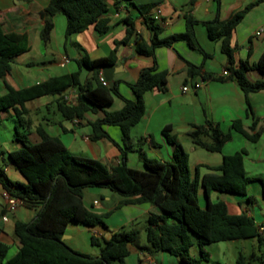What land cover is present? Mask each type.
I'll return each instance as SVG.
<instances>
[{
    "label": "trees",
    "instance_id": "obj_1",
    "mask_svg": "<svg viewBox=\"0 0 264 264\" xmlns=\"http://www.w3.org/2000/svg\"><path fill=\"white\" fill-rule=\"evenodd\" d=\"M109 0H49L41 13L43 27L39 37L42 43L50 39L53 28L52 18L61 14L66 18L65 38L81 33L87 29L102 36L110 29V19L106 17ZM217 11L219 0H215ZM194 0H191V5ZM262 2L257 0L244 9L234 13L227 20L218 17L205 22L208 38L220 42L222 53L227 56L229 66L225 80L234 81L246 98V112L251 113L247 99L250 93L264 91V48L258 60L248 65L241 62L238 68H232V50L230 38L236 26L241 22L248 10ZM123 3L132 4L131 0H113V7L119 8ZM138 13L144 16L153 36L149 44L139 41L135 45L137 54L154 57L159 47H168L173 42L183 40L191 48L208 58L200 48L193 27L197 22L190 16L185 17V31L169 37L158 39L160 28L154 19L146 14L151 5H134ZM130 27L125 37L114 42V48L105 57L90 60L86 55L76 60L79 67L90 72V81L81 84L79 71L50 78L29 88L14 89L4 82V77L10 72L14 59L29 49L28 37L25 33L5 32L0 24V79L6 89L0 95V113H11L21 131L15 127L14 141L19 148L6 153L7 161L12 164L23 177L24 183L9 180L0 166V185L12 197L19 199L22 206L35 211L34 218L28 222H15L13 236L18 243L15 253L8 257L11 245L0 238V264H124L128 257V247H138L140 230L131 229L112 233L109 238L98 239L90 237V244L98 247L97 255L82 254L69 248L61 239L69 222L87 227L105 226L104 216L96 214L87 208L82 200L85 188H104L123 197L122 204H150L159 210V214L150 215L146 220L145 240L153 252H165L179 260V264H201L208 260V254L203 246L227 241L256 239L260 247L263 239L252 216L245 213L230 214L227 205L217 200L212 202L210 192L226 193L243 197L247 203L252 198L246 196V187L253 180L243 175L240 170V154L236 153L230 159H224L216 167L204 166L209 172L198 176L197 170L190 176L187 154L182 146L169 136L170 126L162 129L166 140L173 145L171 160L163 163L146 158L138 151V157L144 169L139 171L127 165L126 150L122 148L118 163L107 168L98 160L71 154L54 136L48 135L42 127L35 129L38 142L28 139L30 121L27 118L25 103L47 95L58 96L57 110L63 118L82 119L86 112H101L102 116L93 121L91 140L110 139L104 131V126H117L122 133V139L129 141V128L141 119L144 107L142 95L153 89L164 90L165 73L157 72L155 64L140 71L136 82L128 84L135 94V100L120 97L117 83L103 86L99 81L101 70L111 67L116 62V47L126 44L132 37ZM189 75L199 74L201 67L187 63ZM256 71L261 78L250 81L246 72ZM203 79L223 80L212 74H202ZM73 88L78 93V101L74 106L66 105L61 98L62 93ZM113 97L123 100V106L117 111H105L112 103ZM231 129L249 142L255 143L260 132L248 133L239 120L230 123ZM254 130V125L250 127ZM191 143L207 152L218 153L229 141L230 135L223 133L209 121L203 126H192L187 132ZM234 167H237L234 169ZM260 181V180H259ZM261 190L264 197V184ZM203 191L204 204L198 205L199 189ZM1 234V231H0ZM196 245L200 257L193 258L189 249ZM252 255L249 261L242 255L236 258V264H251L262 259Z\"/></svg>",
    "mask_w": 264,
    "mask_h": 264
},
{
    "label": "crops",
    "instance_id": "obj_2",
    "mask_svg": "<svg viewBox=\"0 0 264 264\" xmlns=\"http://www.w3.org/2000/svg\"><path fill=\"white\" fill-rule=\"evenodd\" d=\"M190 1L131 0L134 5H151L146 15L153 18L155 25L160 28L158 39L183 33L185 17L190 15L197 22L193 27L195 38L204 53L209 55L208 58H203L200 52L191 49L183 40L175 41L168 47L157 48L153 58L137 54L136 43L143 41L149 44L153 33L144 16L130 3H123L119 8H115L112 5L113 0L108 1L106 17L110 19V29L102 36L97 35L90 28L65 38L66 18L57 14L52 18L53 28L50 39L44 44L39 37L44 23L41 13L49 0H0L2 29L5 32L25 33L28 37L29 49L14 59L10 72L3 79L7 85L16 90L29 88L50 78L76 71H79L80 83L86 84L90 81V72L84 67H79L76 60L83 55L90 60L107 56L114 48V42L122 40L130 27L133 29L132 37L126 44L116 47V62L113 67L117 68V72L112 75L110 81H107L108 86L118 82L117 90L120 97L133 101L135 94L128 84L136 82L141 70L155 64L157 72L165 73L163 91L155 88L142 95L144 112L139 122L129 128L130 139L127 144L123 141L121 130L117 126H104V131L110 139L92 141L90 124L102 116L101 112H86L82 119L63 118L57 110L59 98L54 95L42 96L25 103L27 118L31 125L28 135L30 142H38L35 129L40 126L48 135L57 137L70 153L88 154L107 168L115 166L120 159V149L128 147L127 165L141 171L144 167L138 157V151H141L146 158L163 163L170 162L173 145L162 134V129L170 126L169 136L179 143L187 154L191 177L195 170L201 177L209 172L204 166H219L224 159H230L236 153L240 154V170L248 177L245 169L248 154L244 141L240 143L242 147L240 152L231 144L237 140V136L246 142L249 141L234 132L230 123L239 120L248 133L261 132L259 140L253 143L257 144L264 134V91L247 95L252 111L247 113L244 93L234 81L225 80L222 76L223 69L227 70L229 66L227 56L222 53L219 41L208 38L204 23L216 17L227 20L234 13L257 0H219L218 11L215 0H194L191 5ZM156 10H159V13H156ZM258 30L261 32L256 36ZM229 46L232 50V68H238L241 62L251 65L258 60L264 48V0L247 11L233 31ZM186 62L201 67L200 73L189 75ZM208 73L223 80L203 79L201 75ZM246 77L250 81L261 78L260 74L253 70L246 72ZM3 80L0 79V84L3 89L2 94H5ZM193 83H200V88L185 93L181 91L182 86H190ZM72 89L65 90L61 98ZM73 91L71 104L63 100L66 105L77 104L78 93L75 89ZM121 98L113 97L112 103L105 107V111L121 109L123 106ZM207 121L212 127L217 126L223 133H228L230 139L220 152L206 151L210 155L204 157L203 153L198 151L200 148L191 143L187 132L192 126H203ZM253 125L254 130L251 131L250 127ZM19 146V143L14 141V133L9 141L0 145V166L9 180L24 183L23 177L6 159V153L18 149ZM254 181L260 182L254 179L251 183ZM2 192L3 188L0 185V238L16 251L18 243L13 236L14 224L17 221L30 222L35 216V211L20 205L14 212H8ZM213 193L227 196L223 199L216 195L215 201H223L230 214L245 213L252 216L248 208L252 206V200L251 203H247L243 197L214 191L209 194L210 200ZM261 195L264 199L262 190ZM246 196L249 195L246 193ZM82 200L91 211L104 216L105 221L109 220L104 223L105 226L87 227L72 222L67 224L61 239L69 248L82 254H98V247L95 248L90 244L91 236L107 239L112 233L126 229L128 231L138 229L141 234L144 233L143 229L148 217L159 214V210L150 204H122L123 197L104 188L83 189ZM93 201H97L96 207L92 206ZM126 207L131 210L129 214L125 211ZM256 225L263 234L264 222L260 223V226L258 223ZM128 252L124 264H142L146 261L150 264H179L178 258L168 253L151 251L148 243H138L137 248L129 246ZM262 262L264 263V257Z\"/></svg>",
    "mask_w": 264,
    "mask_h": 264
},
{
    "label": "rangeland",
    "instance_id": "obj_3",
    "mask_svg": "<svg viewBox=\"0 0 264 264\" xmlns=\"http://www.w3.org/2000/svg\"><path fill=\"white\" fill-rule=\"evenodd\" d=\"M2 93H3V89H2V85L0 84V95ZM14 127H17V129L21 131V128L18 126L16 122V118L9 112L8 113L2 112L0 115V145L3 144V142L9 141L11 135L14 133ZM241 141H244L247 148L246 152L248 154V158L245 162V169L247 171V176L251 178V180L257 179L262 181L264 184V134L262 135L260 141H258L257 144L246 142L240 136H237V140L233 141L231 146L233 145L238 152H240L241 150L240 148H242L240 145V143H242ZM198 151H200V153H203L204 157L210 155L202 149H199ZM73 155L91 158L88 154L85 153H79ZM246 193L247 195L252 197V202H253L252 206L250 207L248 206V208L252 212V217L254 221L258 223L260 226V223L264 222V199L262 198L261 195L260 182L254 181L253 183L247 185ZM216 195L219 194L217 193L212 194L211 196L212 201L216 200ZM219 196L220 198L223 197V199L227 198L226 195H219ZM197 201H198V205L200 206L204 204V198L201 189L198 191ZM230 210H232V207H230ZM245 210L246 212H248L247 208H245ZM125 211H127L126 212L127 214L131 212L130 208L128 207H126ZM106 221L103 219L104 223ZM261 229H263L262 226ZM125 231H128V229H126ZM261 236L263 242L260 247L258 246L256 239L216 242L205 245L202 247V249L205 253L208 254V261H202L201 264H235L238 255H242L247 260L252 261L250 260V257L252 255H254L255 257H259L261 254H264V233L261 234ZM138 243L147 244L143 232H141L140 234ZM14 253H15V249L11 248L8 253V257L12 256ZM189 253L193 258L200 257L199 249L196 245L190 248ZM251 264H257V261Z\"/></svg>",
    "mask_w": 264,
    "mask_h": 264
},
{
    "label": "built area",
    "instance_id": "obj_4",
    "mask_svg": "<svg viewBox=\"0 0 264 264\" xmlns=\"http://www.w3.org/2000/svg\"><path fill=\"white\" fill-rule=\"evenodd\" d=\"M156 13H159V10H156ZM260 32H261L260 30L256 31L255 35L259 36ZM226 75H227V70L223 69L222 76H226ZM99 81L102 83L103 86H107V82H106V80H104L102 74H100ZM199 88H200V83H193L190 86H188V85L182 86L181 91L183 93H185V92H188V91H196ZM73 94H74V91L72 89L71 91H69L67 94H65L63 96V100L67 104H71L72 103ZM2 197H3L4 201H5V207H6V210L8 212H14L21 205L19 199L12 197L6 191L2 192ZM96 205H97V201H93L92 206L96 207ZM142 264H150V263L148 261H146V262H144Z\"/></svg>",
    "mask_w": 264,
    "mask_h": 264
},
{
    "label": "water",
    "instance_id": "obj_5",
    "mask_svg": "<svg viewBox=\"0 0 264 264\" xmlns=\"http://www.w3.org/2000/svg\"><path fill=\"white\" fill-rule=\"evenodd\" d=\"M117 72L116 67H105L101 70V74L106 81H110L112 78V75Z\"/></svg>",
    "mask_w": 264,
    "mask_h": 264
}]
</instances>
